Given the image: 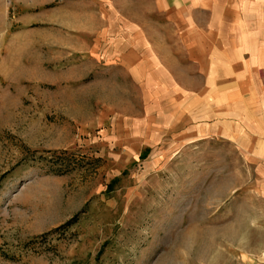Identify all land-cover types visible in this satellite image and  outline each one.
Wrapping results in <instances>:
<instances>
[{"label": "rangeland", "instance_id": "374dc122", "mask_svg": "<svg viewBox=\"0 0 264 264\" xmlns=\"http://www.w3.org/2000/svg\"><path fill=\"white\" fill-rule=\"evenodd\" d=\"M97 3L0 0V264H264V0H194L238 34L211 38L226 58L195 102L227 138L166 154L127 141L141 93L121 72L65 69Z\"/></svg>", "mask_w": 264, "mask_h": 264}, {"label": "crops", "instance_id": "0c3cea01", "mask_svg": "<svg viewBox=\"0 0 264 264\" xmlns=\"http://www.w3.org/2000/svg\"><path fill=\"white\" fill-rule=\"evenodd\" d=\"M127 1L128 9L124 10L111 0H97L98 8L94 11L84 12L83 8L77 11L75 15L79 21L80 17H89L91 23L74 30L76 38L84 36L87 42L72 51L75 63L65 69L81 74L76 78L77 83L91 79L93 84L100 73L104 74L107 83H111L110 79L118 70L139 88L141 96L135 98L140 109L139 120L135 121L139 127L131 128L129 132L133 135L126 138L139 148L159 150L160 154H166L168 150L177 153V150L209 136L227 138L215 128L225 118L215 114V122L210 126V121L198 118L195 102L203 95L208 101L207 107L212 106L214 96L211 94L215 89L206 95L210 80L208 73L212 68H222L216 61H221L224 56H212L211 51L216 46L213 47L211 38L238 34L211 28L214 24L211 19L202 25L197 23L191 12L197 7L203 12L209 9L194 4V0H151L150 14L155 15L152 16L154 22L148 21L145 5L149 0H138L139 4L145 3V7L138 8L139 14L134 12L137 7H133V0ZM213 59L214 66L211 65ZM88 64L91 68L84 72V66ZM216 79L218 76H214V82ZM217 84L222 85L221 79ZM255 131H263L260 124ZM111 135L116 138L115 132ZM260 147L264 150V145ZM152 164H155L154 160Z\"/></svg>", "mask_w": 264, "mask_h": 264}, {"label": "bare ground", "instance_id": "6f19581e", "mask_svg": "<svg viewBox=\"0 0 264 264\" xmlns=\"http://www.w3.org/2000/svg\"><path fill=\"white\" fill-rule=\"evenodd\" d=\"M260 150H262V149H260Z\"/></svg>", "mask_w": 264, "mask_h": 264}]
</instances>
